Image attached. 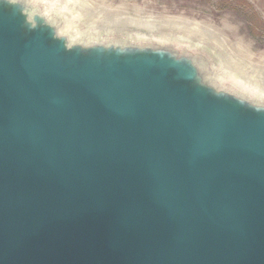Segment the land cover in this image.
Instances as JSON below:
<instances>
[{"label": "water", "instance_id": "1", "mask_svg": "<svg viewBox=\"0 0 264 264\" xmlns=\"http://www.w3.org/2000/svg\"><path fill=\"white\" fill-rule=\"evenodd\" d=\"M45 5L0 0V264H264V90Z\"/></svg>", "mask_w": 264, "mask_h": 264}, {"label": "rangeland", "instance_id": "2", "mask_svg": "<svg viewBox=\"0 0 264 264\" xmlns=\"http://www.w3.org/2000/svg\"><path fill=\"white\" fill-rule=\"evenodd\" d=\"M43 2L49 9H60L65 17L74 13L95 29L120 32L116 38L141 37L146 40L138 41L151 44L166 41L180 51L192 48L264 90V0Z\"/></svg>", "mask_w": 264, "mask_h": 264}, {"label": "bare ground", "instance_id": "3", "mask_svg": "<svg viewBox=\"0 0 264 264\" xmlns=\"http://www.w3.org/2000/svg\"><path fill=\"white\" fill-rule=\"evenodd\" d=\"M97 5V4H96ZM104 7V6H103ZM106 9V8H105ZM98 11V10H97ZM194 25V24H193ZM196 25V24H195ZM197 26V25H196ZM90 27L91 28H94V26H93V24H90ZM73 25H72V23H67V24H65L63 27H62V29H61V32L63 33V34H67V33H70L71 31H73ZM247 65H249V64H247ZM251 65V64H250ZM251 68H253V67H251ZM238 73V72H237ZM239 75H240V73H238Z\"/></svg>", "mask_w": 264, "mask_h": 264}, {"label": "clouds", "instance_id": "4", "mask_svg": "<svg viewBox=\"0 0 264 264\" xmlns=\"http://www.w3.org/2000/svg\"><path fill=\"white\" fill-rule=\"evenodd\" d=\"M10 2L15 3L16 0H10ZM27 7V5H21V10L24 11V9ZM27 14V13H26Z\"/></svg>", "mask_w": 264, "mask_h": 264}]
</instances>
